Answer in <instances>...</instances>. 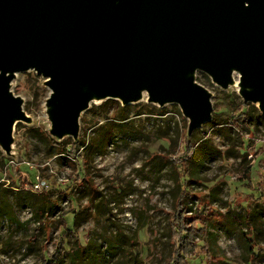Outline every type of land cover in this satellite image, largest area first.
<instances>
[{
	"label": "rangeland",
	"instance_id": "obj_1",
	"mask_svg": "<svg viewBox=\"0 0 264 264\" xmlns=\"http://www.w3.org/2000/svg\"><path fill=\"white\" fill-rule=\"evenodd\" d=\"M196 79L213 93V118L196 131L191 154L183 148L187 119L179 107L159 108L144 97L124 106L135 134L113 130L114 141L86 164L78 140L89 139L121 104L91 103L75 148L65 138L61 156L48 134L43 78L17 73L13 93L34 122L15 125L13 155L0 150V264H264L249 256L244 224L246 211L264 220V119L235 88L222 90L202 72ZM144 106L156 114L136 115ZM154 156L168 165L160 169ZM252 226L259 242L252 248L262 253L264 226ZM116 228L132 237V247Z\"/></svg>",
	"mask_w": 264,
	"mask_h": 264
},
{
	"label": "water",
	"instance_id": "obj_2",
	"mask_svg": "<svg viewBox=\"0 0 264 264\" xmlns=\"http://www.w3.org/2000/svg\"><path fill=\"white\" fill-rule=\"evenodd\" d=\"M33 70L49 90L48 134L79 138L91 103L179 107L186 137L212 119L207 75L264 116V0H0V150L33 124L12 90Z\"/></svg>",
	"mask_w": 264,
	"mask_h": 264
},
{
	"label": "trees",
	"instance_id": "obj_3",
	"mask_svg": "<svg viewBox=\"0 0 264 264\" xmlns=\"http://www.w3.org/2000/svg\"><path fill=\"white\" fill-rule=\"evenodd\" d=\"M108 101L109 100L105 101L104 104H106ZM146 107H147V105H146ZM146 107L144 106V108H142V109H136L135 110V114L136 115L145 114V113H153V114H156L157 111L151 110V109H149V110L147 109L146 110L145 109ZM100 108H103V107H100ZM125 111L126 110H125V108L123 106L117 108L112 113V115L105 117L106 118L105 121L102 122V123H100L95 128V131L93 132V135L89 139H87V140L86 139H79L78 140L77 143L80 144L81 146H83L84 148H86V155L82 158V161L83 162H85L87 164V162H89V160H90V156H92L93 154H96V153L97 154H103L104 151H105V149H106V147L110 143H112L114 141V137H113L114 134H113V132L115 130L116 131H119V132H121L123 134H132V135L135 134L134 133L135 131L132 130L131 127H129V125H128L129 123H128V121H126L128 119V117L125 115ZM104 112L106 113V111H104ZM158 112H160L159 109H158ZM258 116L260 118L264 119V116L263 115H259L258 114ZM221 123H224V122H219V123H214V124L215 125H220ZM201 128L200 129H196L195 131H193V133L190 135L189 138L185 137V141H184L183 148H184V150L186 152V155L189 154V153L191 154V152H192V150L194 148L195 141H197V140H195L196 131H201ZM205 136H203L201 138H204ZM201 138H198V140H200ZM51 141L54 143V145H52V146H53V150H54L55 154L56 153H60L61 156H63L65 149H63L64 147L62 148V146H64L66 143H68V141L66 139L62 140L61 142H55L53 140H51ZM72 146H73V148H75L76 142L75 143H72ZM56 150H58V151H56ZM68 153H72V152L69 151ZM72 154H74V156H75V153H72ZM151 160L154 161V165H160V169H161V167L163 168L166 165H168V162H163L161 160V158L160 157H157V156L152 157ZM82 181H85V182L87 181L84 178V176L82 177ZM182 181H187V180L185 178H183ZM86 188H87L88 193H89V199H92L93 195L95 194L94 193L95 190L92 189V187L90 186V184L88 183V181H87ZM100 203H103V201L102 202L100 201ZM261 213H264V212H261ZM244 217H245V223L244 224L246 225L247 230H249V232H248L249 235L248 236L246 235V232L247 231H240V233L244 237L246 235V241L248 242L247 243V250L249 252V256L252 259H255L257 256L258 257L261 256L260 261L261 262H264V252H262V253H258V252L255 253L254 250H253V248H252V243H255L257 245L259 244V242H256V238L258 236V232H255V228L252 226V222L253 221H256V223H258L259 225L262 224V226H264V220L263 221L261 220V223H260V220H259L258 215H254L252 212H249V211H246L245 212V216ZM12 220L14 221V219H12ZM15 222H17V221L15 220ZM221 226H223V225H221ZM211 228L213 230L217 229V228H214V227H211ZM116 236H117L118 240L120 242H122L124 245H127V246L130 245V247H132L134 245V243L132 241V237L127 236V235L121 233V231L118 228H116ZM210 236H211V238H213V241H215L216 234L215 233H212V234H210ZM176 255H178L179 258H183V259H186L187 258V257H183V253H179V254H176ZM70 257H71L72 260H73V258H75L74 255H73V253H70ZM175 262H177V261H175ZM186 263L188 264V259L186 260Z\"/></svg>",
	"mask_w": 264,
	"mask_h": 264
}]
</instances>
